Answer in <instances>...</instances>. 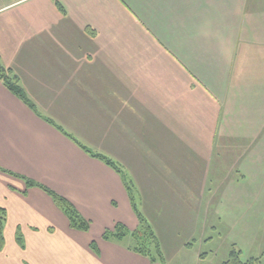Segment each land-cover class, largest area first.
<instances>
[{
  "label": "crops",
  "instance_id": "obj_1",
  "mask_svg": "<svg viewBox=\"0 0 264 264\" xmlns=\"http://www.w3.org/2000/svg\"><path fill=\"white\" fill-rule=\"evenodd\" d=\"M0 33L45 66L17 74L0 51L35 105L0 78V264H169L154 230L158 248L133 235V162H163L215 214L264 199V0H0ZM117 224L127 235L105 238Z\"/></svg>",
  "mask_w": 264,
  "mask_h": 264
},
{
  "label": "rangeland",
  "instance_id": "obj_2",
  "mask_svg": "<svg viewBox=\"0 0 264 264\" xmlns=\"http://www.w3.org/2000/svg\"><path fill=\"white\" fill-rule=\"evenodd\" d=\"M23 7L27 8L29 4ZM6 42H2L0 51L5 62L10 61V67L14 68L17 74L18 71L22 75L31 74L35 69L45 68L39 63L35 64L36 58H30L34 53L26 57L24 50L22 54L25 59H22L16 49L10 48L12 43L8 47ZM168 164L171 166L169 162ZM163 165L161 161L155 162L154 172L158 174L151 176V173H147L144 163L138 165L133 162L132 167L137 177L131 182L133 195L140 196L137 210L141 214L145 212L150 218L152 229L162 245L160 250L165 251L166 260L171 259V262L168 260L169 264H196L194 254L197 250L209 253L206 264H217L227 259L234 243L240 259L249 261L254 258L258 264H264V199L258 200L256 195H250L248 202L242 206H235L234 209L220 206L224 212L221 213L220 209L215 214L210 205L209 193L194 190L175 191L178 185L176 178L161 174ZM173 184L176 185L175 190L170 187ZM261 198H264L263 193ZM144 217L148 221L145 215ZM238 220H242L243 225L246 224L245 228L238 230L230 226L233 221L236 223ZM134 232L146 234L140 226Z\"/></svg>",
  "mask_w": 264,
  "mask_h": 264
},
{
  "label": "trees",
  "instance_id": "obj_3",
  "mask_svg": "<svg viewBox=\"0 0 264 264\" xmlns=\"http://www.w3.org/2000/svg\"><path fill=\"white\" fill-rule=\"evenodd\" d=\"M0 78L4 81L5 85L18 97H20L22 100H24L26 103H28L31 107L35 108V105L31 102V100L29 99V97L26 95L25 90L23 89V87L20 85L17 76L14 75L12 73V69L11 68H6L4 67L3 63H2V57L0 55ZM84 149H86L89 153H91L93 156H97L100 157L102 159H104L108 164L112 165L113 167L117 168L115 163L100 154H95L94 152H92L91 150H89L88 148L82 146ZM30 184H33V182L29 181ZM43 188L50 193V195H52V197L54 198L55 202L57 203V205L67 214L71 226H73L74 228H78V229H82V230H88L90 227V222L88 220H86L80 213L79 211L75 208V206L73 205V203L71 201H69L67 198H65L64 196L52 191L51 189L43 186ZM131 190V188L129 187V191ZM130 195L132 196V193L130 192ZM132 198V197H131ZM133 199V198H132ZM135 206V204H134ZM135 210L138 212V210L136 209L135 206ZM138 217L140 220V227L144 229V232L146 234H138V232H133V235H135V238L140 240L142 239L143 242H146L147 240H150V243H155V247L158 248L159 244L157 242V238L153 232L152 227L148 224V221L145 219V217L138 212ZM5 221H6V211L5 209L0 207V250L3 248L4 244H5V238H4V226H5ZM128 229L125 227V225L123 224H117L115 231L113 232H106L104 234L105 238H109V236L113 235L114 237H118V238H124L127 233H128ZM143 248L146 249H150L147 246H142V247H137L138 250H141ZM240 261V254L237 250H233L231 252V256L229 258L228 261H226L224 264H239Z\"/></svg>",
  "mask_w": 264,
  "mask_h": 264
}]
</instances>
